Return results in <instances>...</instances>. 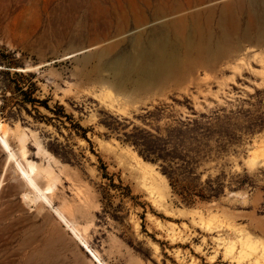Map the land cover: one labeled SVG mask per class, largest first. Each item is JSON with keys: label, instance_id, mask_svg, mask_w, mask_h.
Masks as SVG:
<instances>
[{"label": "rangeland", "instance_id": "rangeland-1", "mask_svg": "<svg viewBox=\"0 0 264 264\" xmlns=\"http://www.w3.org/2000/svg\"><path fill=\"white\" fill-rule=\"evenodd\" d=\"M210 1L0 0V119L14 150L27 137L19 159L50 164L58 178L52 206L26 200L27 184L0 144V264H99L54 209L104 264H264V39L248 26L250 8L232 13V54L214 64L143 86L119 85L105 69L136 52L133 37L144 43L174 20L166 14L177 5L213 6L219 32L222 5L240 0ZM89 53L93 60H79ZM213 114L228 117L223 126L235 141L196 172L202 186L220 177L224 192L187 204L127 136L158 128L165 136L170 126ZM41 179V187L50 184Z\"/></svg>", "mask_w": 264, "mask_h": 264}, {"label": "bare ground", "instance_id": "bare-ground-1", "mask_svg": "<svg viewBox=\"0 0 264 264\" xmlns=\"http://www.w3.org/2000/svg\"><path fill=\"white\" fill-rule=\"evenodd\" d=\"M216 1L217 0H211L210 3ZM238 3L237 5L235 1H228L222 5L221 16L217 24L219 32H215L214 29L211 28L217 16V12L213 6H210L205 12H202L193 10L204 4L203 2L196 5H177L166 14L167 16L174 17V20L169 22V24L153 28L149 32L148 38L145 39L144 43L141 42V36L133 37L132 45L136 48V52L134 54H119L116 58L105 63V69L109 71L110 75L119 85H125L131 82L135 86H143L146 83L149 84L148 82L152 80L163 78V76L190 69L195 63L205 62L214 64L218 59L232 54L230 37L232 34L236 36L234 32H237V24L232 13L236 11L237 6H248L250 8V21L248 26L251 28L257 27L260 38L263 40L264 10H261V7L264 6V0H240ZM214 4L215 3H213V5ZM249 29H247V31ZM249 33L248 31L247 34ZM244 34L246 35V33ZM244 49L246 48L244 47ZM111 50L112 48L104 49L100 56L102 58L107 56L111 53ZM242 51L241 48V53ZM93 58L94 55L89 53L79 58V60L83 63H88L93 60ZM227 59L228 58H226V60ZM221 60L224 61L223 59ZM26 138L25 135L20 136L19 151L14 150L10 143V132L0 119V144L3 151L9 155V160L15 163L17 171L27 184L28 190L26 200L32 198L33 201H41L52 206L51 194H53L58 181L57 176L54 174L55 170L53 171L50 164L45 168H41L36 162L24 158L19 159V152H23L26 148ZM39 154L47 155L51 160H57L42 147H39ZM142 162L147 164L144 161ZM41 178L50 179V184L44 188L41 187V183L39 182ZM32 192H34L35 195H31L30 193ZM54 210L57 217L69 230H71L73 236L87 248L91 257L99 264H104L100 257L90 248L83 232L69 220L62 210Z\"/></svg>", "mask_w": 264, "mask_h": 264}, {"label": "trees", "instance_id": "trees-1", "mask_svg": "<svg viewBox=\"0 0 264 264\" xmlns=\"http://www.w3.org/2000/svg\"><path fill=\"white\" fill-rule=\"evenodd\" d=\"M202 118L206 121L195 119L170 126L165 130V136L161 135L162 129L159 128L157 134L136 129L127 136V141L145 161L159 164L173 192L187 204L195 199L209 201L220 198L224 192L220 177L215 181L207 180L202 186L196 171L204 161L226 154L235 141L234 134L223 126L228 117L213 114ZM76 128L85 131L79 125ZM52 151L66 160L62 154Z\"/></svg>", "mask_w": 264, "mask_h": 264}, {"label": "built area", "instance_id": "built-area-1", "mask_svg": "<svg viewBox=\"0 0 264 264\" xmlns=\"http://www.w3.org/2000/svg\"><path fill=\"white\" fill-rule=\"evenodd\" d=\"M2 113H3V102L0 98V114H2Z\"/></svg>", "mask_w": 264, "mask_h": 264}]
</instances>
